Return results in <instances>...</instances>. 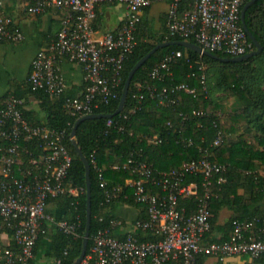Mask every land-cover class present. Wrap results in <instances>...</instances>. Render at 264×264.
I'll return each instance as SVG.
<instances>
[{"label": "built area", "instance_id": "2783aa9c", "mask_svg": "<svg viewBox=\"0 0 264 264\" xmlns=\"http://www.w3.org/2000/svg\"><path fill=\"white\" fill-rule=\"evenodd\" d=\"M154 0H28L30 14L40 15L50 9L61 12L60 28L49 44L33 60L28 80L34 90L44 89L52 97L67 89L62 63L69 60L83 67L85 90L66 98V108L73 116L95 113L101 103L118 98L121 71L125 59L138 42L137 32L143 12ZM247 0H170L167 12L169 36L183 40L194 39L204 50L218 51L229 56H242L253 51V44L242 23V10ZM115 3L127 7L120 26L100 33L95 20L100 4ZM23 31L4 9L0 0V40L19 42ZM183 56L181 50L165 56L155 66L152 76L164 80L173 75L172 63ZM203 83L207 77L205 65ZM139 87L142 85L139 84ZM152 98L157 97L158 86L149 88ZM195 93L186 83L175 84L172 91ZM138 105L125 115L143 107L145 94L137 95ZM160 104H174L168 87L160 92ZM24 100L11 95L0 108V136L11 141L0 146V230L10 229L15 246H0V264H36L35 246L45 220L54 221L47 213L48 199L66 193L65 180L72 164V156L64 144V134L46 126H33L23 115ZM194 115H205L193 110ZM114 123L110 118L108 125ZM41 137L45 140L41 160L32 159V167L21 170V140ZM159 143L158 135L150 138ZM222 142L219 135L210 147ZM192 140L187 144H191ZM93 163L99 172L102 187L108 181L102 168ZM18 166V167H16ZM115 167H118L117 165ZM124 167L139 174V179L128 180L134 188L137 201L147 205L149 217L137 219L124 237L114 235L111 228L99 229L93 237L90 254L85 264H201V256L215 257L224 262L228 258L247 257L256 260L264 257V219L235 220L230 238L209 241L212 231L211 199L213 179L226 171L227 166L206 153L200 158L182 162L179 166L155 175L152 166L142 157L131 155ZM188 176L196 179L187 181ZM201 177L197 180V177ZM224 180L220 176L219 182ZM150 185V186H149ZM151 186L159 188L157 193ZM122 187L107 191V200L119 195ZM77 194V189H70ZM192 199L196 208L188 211L180 202ZM261 221V226L257 223ZM56 226L68 234L78 236L79 224L68 220L55 221ZM113 225H122L113 220ZM142 232L140 235L138 232ZM145 234L155 238L145 239ZM61 260H58L60 264ZM249 264V263H242Z\"/></svg>", "mask_w": 264, "mask_h": 264}, {"label": "trees", "instance_id": "16d2710c", "mask_svg": "<svg viewBox=\"0 0 264 264\" xmlns=\"http://www.w3.org/2000/svg\"><path fill=\"white\" fill-rule=\"evenodd\" d=\"M245 23L262 46L259 54L242 61H225L222 58L232 56L218 51H212L216 56L201 54L179 44L160 48L136 71L124 109L117 115L109 116L117 110L127 77L136 63L161 42L183 40L179 36H169L167 26L162 32H155L142 17L137 32V45L123 63L118 98L109 103H101L94 111L106 114V117L87 119L77 128V146L91 165L92 220L86 256L90 254L93 237L99 229L109 227L114 235H119L120 226L112 224L113 220H120L116 214L119 206L137 208V219L149 217L147 205L137 201L135 190L128 182L141 177L124 167L132 154L145 159L155 175L206 153L227 166L225 172L213 179L212 188L216 196L210 203L213 216L209 241L229 239L235 220L264 219V0H257L249 6ZM248 37L253 50L257 49L249 34ZM190 41L195 42L194 39ZM177 50H181L183 56L172 63L173 75L167 74L162 81L154 78L152 71L155 66L167 54ZM202 65L206 67V83L202 81ZM178 83L188 84L195 89V93L185 90L173 92V86ZM139 84L142 86L139 87ZM153 85L158 86L155 98L151 97L148 89ZM164 86L169 88L170 95L176 99L174 104H160V92ZM140 94H145L143 107L125 118L124 115L139 104L136 96ZM11 95L24 100L21 106L23 115L33 126H46L63 132V142L72 156L65 180L68 190L48 199L47 213L54 221L48 219L42 224L35 246V263L36 259L46 257L52 260L50 264H59L58 260H61L60 264H74L82 253L87 226V168L71 137L80 116L71 115L65 102L68 96L78 93L66 89L62 94L52 97L44 89L34 90L29 80L25 86L14 82L9 94L0 99V108L5 106ZM29 95L40 101V108L46 113L44 119L35 110L25 107V99ZM195 109L203 111L205 115H194ZM110 118L114 123L109 126ZM153 135H158L162 141L151 142ZM219 135H222V142L210 147ZM190 140L192 143L187 144ZM10 144L11 141L0 136V146ZM44 144L45 140L41 137L21 140L22 164L21 170L16 171L17 176H23L22 171L33 166L30 163L32 159L41 160L42 155L47 154ZM93 159L102 168L103 177L108 181L107 187L101 186ZM220 176L224 180L219 182ZM200 178L197 177V180ZM195 179L194 176L187 177V181ZM120 186L122 189L119 195L108 201L107 191ZM72 188L77 189L78 193L70 192ZM151 191L157 193L159 188L151 186ZM180 203L188 211L196 208V202L192 199H183ZM59 208L62 214L58 213ZM225 208L232 210L233 214L221 224L219 217ZM57 220L78 223V236L59 229L55 224ZM122 224L125 222L122 221ZM261 225V221L257 223V226ZM5 231L12 236L10 229ZM216 232H222V236H217ZM138 233L142 234L141 231ZM153 238L152 234H145V239ZM11 244L15 246L14 240ZM205 257L201 256V263ZM255 261L264 263V257Z\"/></svg>", "mask_w": 264, "mask_h": 264}, {"label": "crops", "instance_id": "0c3cea01", "mask_svg": "<svg viewBox=\"0 0 264 264\" xmlns=\"http://www.w3.org/2000/svg\"><path fill=\"white\" fill-rule=\"evenodd\" d=\"M170 0H154L152 5L143 12L144 20L148 21V27L155 32H162L167 26V12ZM28 0H4V9L10 14L15 23L21 28L24 38L19 42L0 40V99L10 92L11 84L19 82L26 85L32 70L33 60L38 52L44 49L49 42L55 38L61 20V12L56 9L34 15L27 10ZM127 7L123 4L104 3L97 8V18L95 20L96 29L102 33L117 29L123 22ZM63 72L66 78L67 89L78 94L85 90V79L83 67L75 62L64 60L62 63ZM25 107L35 110L41 118H45L46 113L40 108V101L33 95L25 99ZM244 192L243 189L240 190ZM116 214L125 224L119 225V235L124 234L131 228V224L139 216V211L135 207L119 206ZM62 214V209H58ZM233 214V211L225 208L221 211L219 223L224 224ZM130 224V226H128ZM121 233V234H120ZM217 236H222V232H216ZM12 236L0 230V246L12 243ZM52 260L46 257L36 259V264H50ZM264 264L256 262L247 257L228 258L224 262L215 257H205L201 264Z\"/></svg>", "mask_w": 264, "mask_h": 264}, {"label": "water", "instance_id": "95a60500", "mask_svg": "<svg viewBox=\"0 0 264 264\" xmlns=\"http://www.w3.org/2000/svg\"><path fill=\"white\" fill-rule=\"evenodd\" d=\"M257 0H249L243 7L242 10V22H243V26L246 29L247 33L249 34V36L252 38V40L254 41V43L257 46V49L244 54L242 56H234V57H227V58H222L225 61H242V60H246L254 55L259 54L262 51V46L259 43V41L255 38V36L250 32V30L248 29L246 23H245V14L247 9L249 8V6L251 4H253L254 2H256ZM171 44H179L182 45L186 48H190L193 49L201 54H207V55H211V56H216L215 54H213L212 52L208 51V50H204L202 48V46H200L199 44L189 41V40H178V41H165V42H161L159 44H157L152 50H150L144 57H142L137 63L136 65L131 69L123 92H122V96L120 99V103L119 106L117 108V110L113 113L110 114L109 116H114L119 114L125 107L126 101H127V97H128V93H129V88L132 82V79L136 73V71L156 52L158 51L160 48L166 47L168 45ZM101 117H106V114L103 113H92V114H88L85 116L80 117L76 124L75 127L73 129V132L71 134L72 140L76 145V148L79 152V154L81 155L82 159L85 162L86 168H87V226H86V233H85V237H84V243H83V250L81 255L79 256V258L76 260V262L74 264H80L83 262L84 258L86 257L87 254V248H88V244H89V238H90V227H91V220H92V202H91V177H90V171H91V165L89 160L86 158V156L82 153V151L79 149V147L77 146L76 143V133H77V128L79 126V124L87 119H94V118H101Z\"/></svg>", "mask_w": 264, "mask_h": 264}, {"label": "rangeland", "instance_id": "374dc122", "mask_svg": "<svg viewBox=\"0 0 264 264\" xmlns=\"http://www.w3.org/2000/svg\"><path fill=\"white\" fill-rule=\"evenodd\" d=\"M219 95H221V93H219ZM230 101H232V98L230 99ZM230 106V103H228V107Z\"/></svg>", "mask_w": 264, "mask_h": 264}]
</instances>
